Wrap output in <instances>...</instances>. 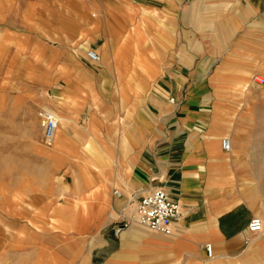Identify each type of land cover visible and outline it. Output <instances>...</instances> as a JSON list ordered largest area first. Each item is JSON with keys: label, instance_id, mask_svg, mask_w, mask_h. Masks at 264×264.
<instances>
[{"label": "crops", "instance_id": "0c3cea01", "mask_svg": "<svg viewBox=\"0 0 264 264\" xmlns=\"http://www.w3.org/2000/svg\"><path fill=\"white\" fill-rule=\"evenodd\" d=\"M98 7L97 18L61 25L60 36L103 43L114 63L104 71L115 82L101 83L103 72L61 71L64 130L56 138L71 179L50 200L49 226L29 228L28 249L19 248L12 264H264V203L235 188L236 116L217 95L259 69L264 0H103ZM236 58L250 62L229 87ZM101 96L118 102L90 115L98 148L88 167L78 162L83 133L72 128ZM155 188L180 205L170 235L135 219L140 197ZM254 217L263 222L259 232L248 228Z\"/></svg>", "mask_w": 264, "mask_h": 264}, {"label": "rangeland", "instance_id": "374dc122", "mask_svg": "<svg viewBox=\"0 0 264 264\" xmlns=\"http://www.w3.org/2000/svg\"><path fill=\"white\" fill-rule=\"evenodd\" d=\"M101 1L0 0V264H12L18 258L19 248L20 254L26 252L28 247L22 242L28 241L29 228L49 226L51 219L45 211L53 204L50 200L64 194V183L71 179L63 168L67 157L60 151L58 136L52 145H46L38 117L41 108H51L58 117L63 116L56 91L65 84L61 71L77 67L85 73L103 72L101 83L115 82L104 71L112 69L114 63L99 49L103 43L91 46L77 38L60 36L61 25L97 18ZM91 47L99 51L100 65L88 62L86 52ZM202 62L197 59L195 67ZM247 62L250 61L242 58L233 60L229 87L234 86L235 74ZM135 64L142 66L139 59ZM263 67L264 57H260L259 69L248 77L254 86L245 94L237 89L242 80H238L233 90L217 92L221 102H226V109L236 116L238 150L234 146L232 151L236 163L235 188L244 195L256 196L261 204L264 203V83L256 84L254 77L256 73L264 76ZM199 77L196 75V79ZM211 94L215 99L214 93ZM111 98L113 101L103 96L96 98L73 124L72 132L83 133L84 153L78 162L85 166H92L98 148L97 140L88 132L90 115L108 103L118 102L117 96ZM98 119L99 115H94V122ZM59 128V132L64 130L61 121ZM69 157L77 161L75 156Z\"/></svg>", "mask_w": 264, "mask_h": 264}, {"label": "built area", "instance_id": "2783aa9c", "mask_svg": "<svg viewBox=\"0 0 264 264\" xmlns=\"http://www.w3.org/2000/svg\"><path fill=\"white\" fill-rule=\"evenodd\" d=\"M87 59L98 64L101 61V55L97 50L90 48L86 52ZM256 84L264 83V76L256 75L254 77ZM174 101V98L171 99ZM40 126L43 132V141L46 145H52L55 141L57 130L59 127V117L51 108H41L38 111ZM222 147L226 151H230L232 143L230 138L222 139ZM117 194L120 192L117 190ZM181 215L180 205L177 200L172 198L164 188H155L147 194L140 197L139 203L135 211V219L142 225L151 230L170 235L173 231V222ZM263 222L260 217H254L248 228L251 232H259L262 230ZM122 226L116 229L119 233ZM206 249L209 256L212 255V245L206 244Z\"/></svg>", "mask_w": 264, "mask_h": 264}, {"label": "bare ground", "instance_id": "6f19581e", "mask_svg": "<svg viewBox=\"0 0 264 264\" xmlns=\"http://www.w3.org/2000/svg\"><path fill=\"white\" fill-rule=\"evenodd\" d=\"M262 76V75H261ZM251 77V76H250ZM254 86L253 82L249 79H246L242 82L241 85H239L237 87V89H239L241 91L242 94H245L248 90H250L252 87ZM59 120L62 122L63 121V117L62 115L59 116ZM58 129H60L58 127ZM57 133H58V130H57ZM229 138V137H228Z\"/></svg>", "mask_w": 264, "mask_h": 264}]
</instances>
